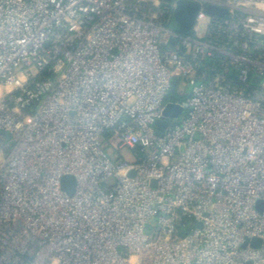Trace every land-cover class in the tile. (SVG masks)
Masks as SVG:
<instances>
[{
    "label": "built area",
    "instance_id": "built-area-1",
    "mask_svg": "<svg viewBox=\"0 0 264 264\" xmlns=\"http://www.w3.org/2000/svg\"><path fill=\"white\" fill-rule=\"evenodd\" d=\"M193 1L0 0V264H264V0Z\"/></svg>",
    "mask_w": 264,
    "mask_h": 264
},
{
    "label": "water",
    "instance_id": "water-1",
    "mask_svg": "<svg viewBox=\"0 0 264 264\" xmlns=\"http://www.w3.org/2000/svg\"><path fill=\"white\" fill-rule=\"evenodd\" d=\"M175 2L173 27L183 34H189L196 22L198 15L202 10V5L198 1L193 0H172ZM163 5H167L162 3ZM208 14L225 15L226 10L218 7L209 6L206 10ZM173 42V40L171 41ZM176 88V83L173 84L172 91ZM183 109L178 104L169 103L165 109V116L167 118H177L182 113ZM170 122L166 120H159L155 123L158 128L157 133L164 131ZM77 181L72 175H67L62 179V188L68 195H73L76 191ZM245 243L244 246H246ZM259 240L255 239L253 246H258Z\"/></svg>",
    "mask_w": 264,
    "mask_h": 264
},
{
    "label": "rangeland",
    "instance_id": "rangeland-1",
    "mask_svg": "<svg viewBox=\"0 0 264 264\" xmlns=\"http://www.w3.org/2000/svg\"><path fill=\"white\" fill-rule=\"evenodd\" d=\"M147 1H149V0H147ZM160 1H165V0H160ZM168 1V0H167ZM171 2H172V0H170ZM166 2V1H165ZM147 3H149V2H147ZM191 89H189V91H190ZM2 91V89H1V87H0V92ZM122 155L123 156H125V157H127V158H130L129 157V152L127 151V150H122ZM0 156H1V154H0ZM0 162H1V160H0ZM259 210H261L262 209V203H259L258 204V207H257ZM149 230H147V232H148Z\"/></svg>",
    "mask_w": 264,
    "mask_h": 264
},
{
    "label": "trees",
    "instance_id": "trees-1",
    "mask_svg": "<svg viewBox=\"0 0 264 264\" xmlns=\"http://www.w3.org/2000/svg\"><path fill=\"white\" fill-rule=\"evenodd\" d=\"M166 1V0H165ZM168 1H170V0H168ZM174 21V20H173ZM172 26H173V23H172ZM170 99H178L177 98V95H175L174 93H172L171 95H170Z\"/></svg>",
    "mask_w": 264,
    "mask_h": 264
}]
</instances>
